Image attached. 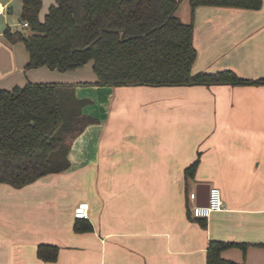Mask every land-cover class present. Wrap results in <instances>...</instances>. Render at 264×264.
Listing matches in <instances>:
<instances>
[{
    "label": "crops",
    "instance_id": "crops-1",
    "mask_svg": "<svg viewBox=\"0 0 264 264\" xmlns=\"http://www.w3.org/2000/svg\"><path fill=\"white\" fill-rule=\"evenodd\" d=\"M2 1L1 86L78 83L94 121L73 140L67 169L21 187L0 182V264H207L213 238L248 243L223 250L225 258L264 264V84L84 85L96 80L92 60L67 71L30 68L25 43L6 35L28 31L23 1ZM182 1L177 13L195 24L194 72L264 76V0L258 9L194 10ZM53 2L43 0L41 20ZM200 183L219 186L225 202L202 220L189 207L205 203L187 200ZM82 201L88 216L78 219ZM40 244L57 246L56 258H41Z\"/></svg>",
    "mask_w": 264,
    "mask_h": 264
},
{
    "label": "trees",
    "instance_id": "trees-1",
    "mask_svg": "<svg viewBox=\"0 0 264 264\" xmlns=\"http://www.w3.org/2000/svg\"><path fill=\"white\" fill-rule=\"evenodd\" d=\"M22 1L28 31L8 28L6 35L25 43L30 68L46 65L67 71L92 60L96 80L84 85L264 84V76L246 78L230 68L193 71L198 54L195 24L177 13L181 0H54L44 20L39 17L43 0ZM189 2L193 10L199 5L258 9L263 0ZM77 85L29 81L6 88L0 84V182L21 187L69 167L73 139L94 121L83 112L89 99L76 95ZM198 164L196 159L186 167L187 179L194 178ZM187 196L189 201L190 192ZM234 245L246 249L248 243L211 239L207 264H245L222 255ZM57 252L55 245L38 246L43 259H54Z\"/></svg>",
    "mask_w": 264,
    "mask_h": 264
},
{
    "label": "built area",
    "instance_id": "built-area-1",
    "mask_svg": "<svg viewBox=\"0 0 264 264\" xmlns=\"http://www.w3.org/2000/svg\"><path fill=\"white\" fill-rule=\"evenodd\" d=\"M7 4L0 0V14L6 12ZM23 26L28 27L29 21L24 20ZM198 197L197 191L190 192V199L196 201ZM225 207V202L219 186L212 185L210 187V194L208 202L205 204H195L192 211L196 217H209L212 212L221 210ZM89 202L82 201L75 208V216L85 218L88 216Z\"/></svg>",
    "mask_w": 264,
    "mask_h": 264
},
{
    "label": "water",
    "instance_id": "water-1",
    "mask_svg": "<svg viewBox=\"0 0 264 264\" xmlns=\"http://www.w3.org/2000/svg\"><path fill=\"white\" fill-rule=\"evenodd\" d=\"M210 187H211V185L208 183H200L197 186V193H198L197 201L199 203H207L208 202L209 194H210Z\"/></svg>",
    "mask_w": 264,
    "mask_h": 264
},
{
    "label": "rangeland",
    "instance_id": "rangeland-1",
    "mask_svg": "<svg viewBox=\"0 0 264 264\" xmlns=\"http://www.w3.org/2000/svg\"><path fill=\"white\" fill-rule=\"evenodd\" d=\"M183 5H184V4H183V1L180 2V5H179V6H180L181 8H182ZM183 8H184V7H183ZM22 27L26 29V27H24V26H22ZM27 30H28V29H27ZM88 63H89V62H88ZM89 69H90V68H89ZM89 71H90V70H89ZM89 71H87V72L89 73ZM86 88H89V89H86L85 92H88V93H89L90 91L92 92V88H91V86L86 87ZM88 90H89V91H88ZM89 94H91V93H89ZM91 95H92V94H91ZM79 132H80V131H79ZM79 132H78V133H79ZM78 133H77V135H78ZM77 135H76V136H77ZM76 136H75V137H76ZM74 139H75V138H74ZM74 139H73V140H74ZM72 143H73V141H72Z\"/></svg>",
    "mask_w": 264,
    "mask_h": 264
}]
</instances>
